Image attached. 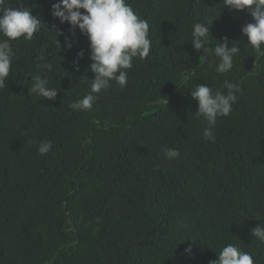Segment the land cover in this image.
Instances as JSON below:
<instances>
[{
  "label": "trees",
  "instance_id": "16d2710c",
  "mask_svg": "<svg viewBox=\"0 0 264 264\" xmlns=\"http://www.w3.org/2000/svg\"><path fill=\"white\" fill-rule=\"evenodd\" d=\"M55 2L5 0L46 27L12 42L0 89V264H211L228 244L264 264V243L250 232L264 227V55L241 33L251 16L222 0H127L149 24L150 53L133 59L126 87L111 82L81 112L69 104L94 79L89 42L51 16ZM210 21L207 48L225 38L240 48L223 74L214 51L200 59L190 42L192 26ZM32 76L56 99L33 93ZM226 80L241 91L212 143L191 91L226 94ZM44 140L52 148L40 155Z\"/></svg>",
  "mask_w": 264,
  "mask_h": 264
},
{
  "label": "clouds",
  "instance_id": "9594fccd",
  "mask_svg": "<svg viewBox=\"0 0 264 264\" xmlns=\"http://www.w3.org/2000/svg\"><path fill=\"white\" fill-rule=\"evenodd\" d=\"M223 7L229 11H245L252 22L242 26L241 33L247 38V43L264 55V0H222ZM83 10V11H81ZM51 16L60 24L67 23L70 29H78L86 35L89 45L90 71L94 79L89 82V92L82 98L69 104L73 111H91L97 95L115 82L121 89L127 86L128 72L133 67V59L148 57L151 50L149 39V24L136 14L127 0H57L51 5ZM195 23L192 26L191 44L196 52L204 53L214 51L219 63L216 72L225 73L233 68L234 57L240 53V48L233 45L225 38L218 42L216 47L209 49L206 43L212 38L210 24ZM46 25L40 18L32 14V8H14L7 6L5 0H0V89L6 88V81L10 74L13 57L15 55L12 42L23 37L32 40ZM48 29V28H47ZM56 35H64L57 31ZM56 38V36H55ZM58 42V40L56 39ZM65 47L70 49L72 42L69 37L65 38ZM59 44V42H58ZM60 46V44H59ZM83 50L77 53L83 58ZM44 59L43 55L40 57ZM42 69L52 70L47 63L38 65ZM78 67V62H77ZM31 91L37 96L48 100H55L57 91L48 87V81L40 76H32ZM227 93L216 91L206 84H198L191 96L197 101L198 108L195 115L203 117L207 121L204 136L215 143L213 127L219 116H227L236 103L237 93L241 91L239 85L224 81ZM166 104V102L164 101ZM52 148L51 140L39 142L37 151L40 155H46ZM164 157L168 160L177 159L180 156L177 148L162 146ZM251 235L264 243V227H255L250 230ZM218 258L211 264H254L250 253L242 251L234 244H228L221 250Z\"/></svg>",
  "mask_w": 264,
  "mask_h": 264
}]
</instances>
